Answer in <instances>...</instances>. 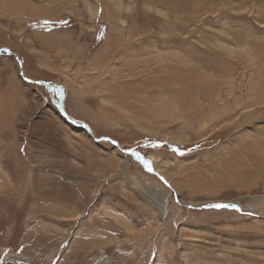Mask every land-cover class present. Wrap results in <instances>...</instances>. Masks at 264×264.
Listing matches in <instances>:
<instances>
[{"label": "rangeland", "instance_id": "obj_1", "mask_svg": "<svg viewBox=\"0 0 264 264\" xmlns=\"http://www.w3.org/2000/svg\"><path fill=\"white\" fill-rule=\"evenodd\" d=\"M0 1V264H264V0Z\"/></svg>", "mask_w": 264, "mask_h": 264}, {"label": "water", "instance_id": "obj_2", "mask_svg": "<svg viewBox=\"0 0 264 264\" xmlns=\"http://www.w3.org/2000/svg\"><path fill=\"white\" fill-rule=\"evenodd\" d=\"M6 52L9 56L15 57L16 59H18L17 55L12 52L11 50L8 49H0V52ZM20 62V61H19ZM20 66H21V76L25 79L24 74H23V69H22V64L20 62ZM37 85L40 86H45L47 88H49L52 92H54V94H56V96L58 97L59 103H58V107H59V111H60V115L69 123H71L72 125H75L77 128H79L82 131H85L86 133H88L90 135V137L92 139H94L96 142L98 143H111L113 145L116 146L117 150H121L120 145L109 139V138H100L98 139L94 133V131L86 124H82L79 123L75 120H73L66 112L65 110V98H66V94H65V87L56 83V82H38ZM160 147L162 146V144H157ZM174 150H178L177 148H174ZM122 151V150H121ZM179 151V150H178ZM126 155L130 156L131 158H133V160L137 163H139L142 168L149 174L151 175H155L157 176L160 180H162L163 182H165L167 184V186L170 185L166 182V180L154 169L151 161L149 158H147L144 154H142L141 152L137 151L136 149H132V150H125L123 151ZM133 153H135L136 155H133ZM151 169V170H149ZM214 204H222V205H234L235 207H225V208H214V207H210V205H214ZM186 208L190 209V210H205V211H217V210H229V211H239L241 212V207L238 204H228V203H211L208 204L206 206H202V207H198L195 208L193 206H187L184 205Z\"/></svg>", "mask_w": 264, "mask_h": 264}, {"label": "bare ground", "instance_id": "obj_3", "mask_svg": "<svg viewBox=\"0 0 264 264\" xmlns=\"http://www.w3.org/2000/svg\"><path fill=\"white\" fill-rule=\"evenodd\" d=\"M49 1V0H48ZM166 1V0H165ZM177 1V3H179L180 5H182V2H180V0H176ZM175 1V2H176ZM242 1V0H241ZM105 2V1H104ZM167 2V1H166ZM0 3H1V1H0ZM168 3V2H167ZM173 4V3H172ZM184 4H186V2L184 3ZM189 4V3H188ZM244 4V3H243ZM1 5H3V4H1ZM106 5L108 6V4L106 3ZM167 5V4H166ZM171 5V3L169 2V7H172V6H170ZM187 5V4H186ZM164 6V5H163ZM183 6V5H182ZM189 6H190V4H189ZM3 7H6V8H4L6 11H8V12H10L12 15H14L15 16V14H17V13H19V12H22V14H24L23 12H28L27 14H29L30 13V15L32 16V15H36V13H37V11H38V9H34V7H31V5H30V3L27 1V2H20V1H18V0H5V6H3ZM166 7V6H165ZM174 7V6H173ZM191 7V6H190ZM112 8V7H111ZM111 8L110 7H107L106 9H107V14H105L104 16H106V18L108 19V20H113V18L115 17L114 16V11H116V10H114V11H112L111 10ZM185 8H187V7H185ZM3 9V8H2ZM183 9H184V6H183ZM189 9V8H188ZM96 10H97V8L95 9V11H93V13H92V15H96ZM169 10V9H168ZM174 10H176V9H174ZM179 10H180V8H179ZM178 10V11H179ZM0 12H2V11H0ZM43 12V11H42ZM180 12V11H179ZM187 12V11H186ZM5 13V12H4ZM170 13H172V12H170ZM188 13V12H187ZM21 14V13H20ZM173 14V13H172ZM2 15V14H1ZM26 15V14H25ZM29 15V16H30ZM117 15V14H116ZM176 16V15H175ZM186 16V15H185ZM192 16V15H191ZM188 17V16H187ZM186 17V18H187ZM17 18V17H16ZM189 18V17H188ZM7 19V18H6ZM191 19V18H190ZM47 20V19H46ZM171 20V19H170ZM185 21V20H184ZM183 21V22H184ZM183 22H182V24H183ZM115 22H113V24H114ZM187 23H188V21H187ZM116 25V24H115ZM114 25V28H113V31L111 30V33L107 36V39H108V43H107V45H106V47H105V49H104V53H103V56H108V55H115V54H119L120 52H121V48L124 46V44H125V40H124V33H123V30H121L122 32H119L118 33V30L117 29H115V26ZM122 25H125V23L124 22H122ZM171 25V24H170ZM182 26V25H181ZM184 27H187V26H185V25H183ZM190 26V25H189ZM178 27V26H177ZM181 28V27H180ZM177 29H179V28H177ZM181 30V29H180ZM185 30V29H184ZM187 30H189V29H187ZM115 31V32H114ZM117 32V33H116ZM113 33H116V38H113ZM185 34H186V32H185ZM43 46H47V44H42ZM72 46V45H71ZM80 49V48H79ZM74 52H75V50H74ZM73 52V53H74ZM78 53V52H77ZM102 56V57H103ZM242 56V55H241ZM252 56H254V55H252ZM77 57V56H76ZM248 57H250V55L249 56H247V60H248ZM242 58V57H241ZM250 58H253V57H250ZM249 58V59H250ZM114 59V58H113ZM242 60V59H241ZM244 60V59H243ZM245 60H246V58H245ZM94 61V60H93ZM97 60H95V62H96ZM251 61H252V59H251ZM248 62V61H247ZM92 63V62H91ZM98 63H99V60H98ZM253 63L251 62V65H252ZM244 65H247L246 63L244 64ZM103 83V82H102ZM91 85V84H90ZM115 89H117V88H114V90ZM127 89H128V87H127ZM127 89H125V91L127 90ZM105 90V89H104ZM119 92V91H118ZM122 92L123 91H121V94H122ZM110 94V93H109ZM115 94H117V93H115ZM120 94V95H121ZM111 95V94H110ZM118 95V94H117ZM262 99V98H261ZM250 117V116H249ZM85 133V132H84ZM87 138V137H86ZM84 139V138H83ZM85 140H87V139H85ZM84 140V141H85ZM83 141V140H82ZM90 141V140H89ZM78 143V142H77ZM88 142H86V144H87ZM175 143V142H174ZM90 145V144H89ZM80 146V145H79ZM94 146V145H93ZM85 153V152H84ZM161 155V154H160ZM110 156H108V158H109ZM154 158V157H153ZM88 159V158H87ZM114 160V159H113ZM150 161H151V163L153 162L151 159H150ZM170 162V161H169ZM158 163V162H157ZM161 165V164H160ZM172 165V164H171ZM161 167V166H160ZM261 173H264V171H262ZM152 183V182H151ZM159 187V186H158ZM59 190H61V189H59ZM62 191V190H61ZM61 191H59V192H61ZM65 191H66V189H65ZM65 194V193H64ZM61 195V194H60ZM227 202V201H226ZM214 203V202H213ZM163 207V206H162ZM197 207V206H196ZM46 210V209H45ZM168 211V210H167ZM166 213V212H165Z\"/></svg>", "mask_w": 264, "mask_h": 264}, {"label": "snow or ice", "instance_id": "obj_4", "mask_svg": "<svg viewBox=\"0 0 264 264\" xmlns=\"http://www.w3.org/2000/svg\"><path fill=\"white\" fill-rule=\"evenodd\" d=\"M154 146H159V145H154ZM133 155H136L135 153H133ZM151 170V169H149ZM210 207H214V208H225V207H235L234 205H222V204H214V205H210Z\"/></svg>", "mask_w": 264, "mask_h": 264}]
</instances>
